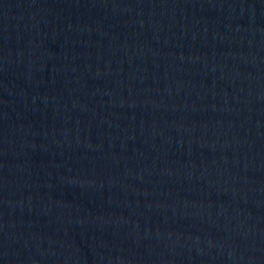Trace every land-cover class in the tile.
I'll return each instance as SVG.
<instances>
[{"label":"water","instance_id":"95a60500","mask_svg":"<svg viewBox=\"0 0 264 264\" xmlns=\"http://www.w3.org/2000/svg\"><path fill=\"white\" fill-rule=\"evenodd\" d=\"M0 264H264V0H0Z\"/></svg>","mask_w":264,"mask_h":264}]
</instances>
